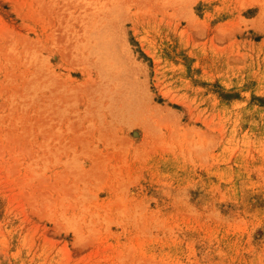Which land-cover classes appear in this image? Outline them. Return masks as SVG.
Masks as SVG:
<instances>
[{
	"label": "rangeland",
	"instance_id": "1",
	"mask_svg": "<svg viewBox=\"0 0 264 264\" xmlns=\"http://www.w3.org/2000/svg\"><path fill=\"white\" fill-rule=\"evenodd\" d=\"M0 264H264V0H0Z\"/></svg>",
	"mask_w": 264,
	"mask_h": 264
}]
</instances>
